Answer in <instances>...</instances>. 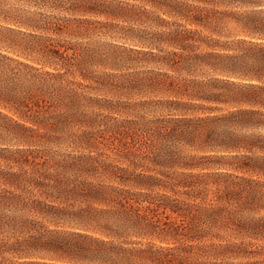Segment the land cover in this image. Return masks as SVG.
<instances>
[{
    "label": "trees",
    "instance_id": "trees-1",
    "mask_svg": "<svg viewBox=\"0 0 264 264\" xmlns=\"http://www.w3.org/2000/svg\"><path fill=\"white\" fill-rule=\"evenodd\" d=\"M132 1L0 0V255L264 264V0ZM100 17L158 70L94 73Z\"/></svg>",
    "mask_w": 264,
    "mask_h": 264
},
{
    "label": "rangeland",
    "instance_id": "rangeland-1",
    "mask_svg": "<svg viewBox=\"0 0 264 264\" xmlns=\"http://www.w3.org/2000/svg\"><path fill=\"white\" fill-rule=\"evenodd\" d=\"M117 1H126L129 3H133L132 0H117ZM97 19L103 23L117 24L116 27H113L111 25V27L103 28V30L97 36L92 37L91 40H94L93 42H95L103 50L104 53L108 54L109 52L112 51L117 53V56H119L118 57L119 60L117 61L120 66L117 70L92 68L91 70H93L94 73H100L101 71L112 72L117 75H121L122 79H128L134 81L136 79L143 78L145 74L148 72V70L151 71L158 70V67L156 65L146 63L145 57L142 54L136 52V51H147L148 49L146 47L135 44L130 40L132 36L137 37L140 35V32L138 31L139 29L144 30V28H147L149 26L125 23L118 20L106 19L105 17H100ZM101 97H104L111 101L118 100V97L113 95H101ZM132 99L138 101L140 100V97L136 96L133 97ZM122 100L125 101L126 99L122 98ZM114 116L120 120L132 118L130 116H126L123 114L114 115ZM146 117L152 118L153 116L151 114H147ZM53 150L60 153H69L71 149H67L63 147L61 149H53ZM17 261L18 259L15 255H11V254L0 255L1 264H15Z\"/></svg>",
    "mask_w": 264,
    "mask_h": 264
}]
</instances>
